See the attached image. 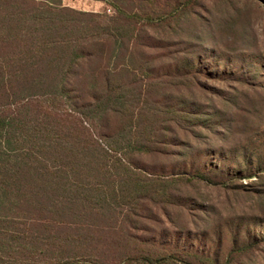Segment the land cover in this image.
Returning a JSON list of instances; mask_svg holds the SVG:
<instances>
[{"label": "trees", "instance_id": "trees-1", "mask_svg": "<svg viewBox=\"0 0 264 264\" xmlns=\"http://www.w3.org/2000/svg\"><path fill=\"white\" fill-rule=\"evenodd\" d=\"M95 1L0 0V264H247L264 212L192 191L264 197V133L205 136L239 124L215 84L264 86V57L216 38L205 2L232 0Z\"/></svg>", "mask_w": 264, "mask_h": 264}, {"label": "rangeland", "instance_id": "rangeland-1", "mask_svg": "<svg viewBox=\"0 0 264 264\" xmlns=\"http://www.w3.org/2000/svg\"><path fill=\"white\" fill-rule=\"evenodd\" d=\"M213 10L217 21L216 38L221 45L233 48V54L243 57L260 54L264 57V5L258 0H232L205 2ZM65 6L86 11L103 12L109 6L102 1L95 0H63ZM207 19V16H206ZM215 30V29H213ZM263 76L256 80L264 81ZM224 90L221 98L217 99L218 106L239 124L234 129H219L220 134L206 133V140L213 149L226 150L241 146L255 138L260 140L264 133V86H242L238 82H231L228 86L215 84ZM218 133V132H217ZM258 178L245 179L243 184H254ZM193 195L200 197L204 204L213 206V215L221 220L233 217L261 216L264 212V197L237 196L231 191H225L205 185L192 188ZM184 219L185 217H181ZM171 226V225H169ZM247 264H264V245L251 254Z\"/></svg>", "mask_w": 264, "mask_h": 264}]
</instances>
